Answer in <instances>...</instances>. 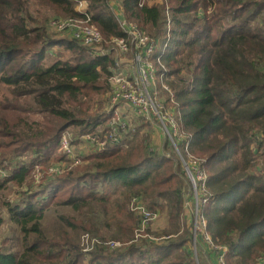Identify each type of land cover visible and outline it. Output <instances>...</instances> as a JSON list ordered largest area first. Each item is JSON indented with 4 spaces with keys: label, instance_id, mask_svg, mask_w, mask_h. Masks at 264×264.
I'll list each match as a JSON object with an SVG mask.
<instances>
[{
    "label": "trees",
    "instance_id": "obj_1",
    "mask_svg": "<svg viewBox=\"0 0 264 264\" xmlns=\"http://www.w3.org/2000/svg\"><path fill=\"white\" fill-rule=\"evenodd\" d=\"M118 1L125 18L154 39L151 59L164 66L174 102L161 89L159 95L170 108L178 106L187 150L205 158L206 190L195 202L181 159L166 152L168 140L151 147L152 126L141 118L111 146L82 148L71 166L59 150L61 133L68 129L77 146L85 133L106 131L116 58L49 31L52 17L80 16L73 0H0V87L8 92L0 98V147L7 148L0 177L19 187L5 204L24 240L20 251L0 248V264H192L193 237L195 244L203 238L193 226L195 205L214 245L226 248V264H264V254L256 257L264 252V0H168L170 24L161 0ZM85 2L105 38L125 37L110 0ZM55 45L70 56L47 62ZM94 95H102L101 106L92 108ZM62 160L67 169L50 175L47 167ZM35 164L43 178L33 183L30 176L22 188ZM133 195L146 199L148 210L166 212L167 230H145L155 239L135 237L141 214L127 209ZM52 201L74 215L55 208L56 225L44 227ZM115 226L123 234L110 237L118 246L94 241H110L104 238ZM82 231L93 240L91 250L80 246Z\"/></svg>",
    "mask_w": 264,
    "mask_h": 264
},
{
    "label": "built area",
    "instance_id": "obj_2",
    "mask_svg": "<svg viewBox=\"0 0 264 264\" xmlns=\"http://www.w3.org/2000/svg\"><path fill=\"white\" fill-rule=\"evenodd\" d=\"M75 9L80 13V16H66V17H52L48 20L47 25L52 28L57 34L64 36L67 33L70 38H73L84 45L91 54H114L116 58L115 66H113L112 73L109 76L111 89L107 96L105 105V112L109 116L107 121V128L103 134L85 133L80 137L81 143H85L88 147H94L97 150H102L111 143L117 142L121 139L122 133L127 127H131L132 119L141 118L150 122L155 118L156 125L163 131L167 139L175 147L181 163L187 173V176L193 187V194L195 202L197 201L198 191H204L206 173L202 166L204 158L192 159L190 152L187 150L189 138L182 137L181 129V115L174 114V112L161 103L159 95L160 89L166 90L169 101H173V93L163 82V75L165 73L164 66L158 62H153L151 54L154 47V39L149 37L144 31L140 30L135 22L118 18L117 22L120 28L125 32V37H110L105 38L99 29L90 21V15L87 11V4L85 0H73ZM146 0H138V5L141 6ZM164 4V12L167 21L169 17L168 0H161ZM132 48V50H131ZM130 51V56L127 52ZM133 51V54H132ZM124 56L128 57L124 60ZM133 59L135 62H131ZM157 63H159L161 71L157 73ZM179 143L186 150L187 157L184 158ZM82 146L74 145L72 143L71 132L65 129L60 136L59 150L66 157V160L71 161V166L79 163V157ZM78 152V153H77ZM62 160L60 163L52 164L47 167V172L50 175L61 173L67 169V161ZM70 166V165H69ZM44 171L35 164L31 171L33 183H38L43 178ZM128 208L141 214V221L135 237H148L155 239V237L148 232H144L152 221L157 216L155 211L148 210L140 196L133 195L128 202ZM194 230H200L207 239V242L214 249L219 250L216 253L217 264H225L224 253L226 248H220L213 245L209 235L205 232V220L199 219L197 214V206L194 208ZM84 241L87 237L83 235ZM97 243H102L110 248L119 245L118 241H104L94 238ZM88 242V241H87ZM93 240L89 243L92 244ZM264 261V258L261 260Z\"/></svg>",
    "mask_w": 264,
    "mask_h": 264
},
{
    "label": "rangeland",
    "instance_id": "obj_3",
    "mask_svg": "<svg viewBox=\"0 0 264 264\" xmlns=\"http://www.w3.org/2000/svg\"><path fill=\"white\" fill-rule=\"evenodd\" d=\"M213 7L214 6H209V9H208V12L207 13L211 12L212 9H213ZM257 20H259V19H257ZM132 22H134V21H132ZM167 23L170 24L171 23V20L169 22L167 21ZM255 23H256V20H253L251 22L252 25H254ZM48 29L52 33V35L55 34L58 37L59 34H57L52 28H50L48 26ZM62 37L63 38H67L65 36H62ZM48 50L49 51H52L53 55H51L52 57L50 55H47V62H50L51 61V58L54 60L56 58V56L57 57H60L61 56V57H65V58H67V57L70 56V52L69 51L63 50L62 47L61 46H58V45H55L54 47L48 48ZM130 58H132L131 55H130ZM131 62H135V61L133 59H131ZM109 89L106 91V96L109 93ZM161 90L164 91L162 93V95L164 97L168 95L167 92H166V90H164V89H161ZM7 93L8 92L6 91V89L4 87H0V98H1V96L3 94H7ZM106 96H105L104 99H106ZM101 98H102V95H100V96L94 95V98L89 100L92 108L93 107H97V106H101V100H100ZM172 98H173V95H172ZM161 103H163L164 106H167L168 108H170V106L162 98H161ZM176 106L177 105H175L173 108H170V109L174 112V114H180L179 113L180 110H179L178 106H177V109H178L179 112L175 111ZM30 116H31V118H34V119H37V120H41L42 119V116H41L40 113H31ZM133 120H134V118L132 119V125H131V127L132 126H135V128H136V124L133 125ZM40 122L42 123V121H40ZM152 123H154V125H152L154 130H152V133L150 135L149 140L150 141L152 140V136H153L152 134H153V132H155L154 133L155 136H159V135L161 136L162 135L163 136V138H162L163 143L166 142L168 139H167L166 135H164L163 131L156 125L155 118L152 119ZM148 126L151 127L150 122H148ZM144 128L145 127H143V129ZM132 130L134 131L135 129H133V127H132ZM142 132H143V130L141 129L140 130V133H142ZM156 132H158L159 135ZM182 133H183L182 134V137L184 139H186L187 138V134L184 132L183 129H182ZM168 143H169V147H168V150L166 152L170 153V155L174 159H179V156L177 154V151H176L175 147L171 144L170 141ZM80 145L82 146L83 149L88 148V146L85 143H81ZM150 145H151L152 148H156V147L153 146L152 143ZM179 145H180L179 143L176 144L177 147H179ZM77 147H78V145H77ZM124 148H126V147H124ZM6 149L7 148H5V147H0V156L1 157H3L1 155V151H5L6 152ZM178 149L181 150L183 156L186 158L187 155H186V150L184 149V147L182 145H180V147ZM86 153H88V151H83L82 152L83 155H85ZM190 158H192V159H198V157H196V156H194L192 154H190ZM181 166H182V168L184 170V174L186 176L187 173H186V171L184 169L183 164H181ZM1 171H2V169H0V173H1ZM7 173L8 172L5 171V174H7ZM30 176H31V174L28 175L27 180L25 181V183L22 186V188H25V186L28 185V180H29ZM186 177H188V176H186ZM190 187H191L190 188L191 189V192L193 194V187H192V184L191 183H190ZM18 189H19V187L16 186L15 183L11 182L10 180L9 181H4V179L0 177V248L11 249V250L14 248L15 250L17 249V250L20 251L22 249L21 248L22 247V242L24 243V240L21 238V233H19L18 228L16 227L17 225H14V222L13 221L12 222H9V220L7 218V214H6L7 205L5 204L6 201L13 202L15 200V198H16V190H18ZM142 200H143V202H144V204L146 206L147 205V203L145 201L146 199L144 200V198H142ZM55 208H56V210H58L61 213H65L66 212V213H69L70 215H74V211L71 210L69 207L64 206V205H55L54 202L52 201L44 209V214H43V217L41 219V223H42V225L44 227L47 226V225H49V224H52V223L54 225H56V221H55L54 215L50 213ZM110 209L112 210L113 209V206L110 205V207L108 208V210L110 211ZM127 209L130 210L128 208V205H127ZM163 213L164 214H159L156 211L157 216L155 217V219L152 221V223L147 228H149V229L152 228V230H154V231H162L164 229L167 230L168 229L167 228L168 227V220H167L168 219V216H166L167 215L166 212H163ZM185 213H187L189 219L191 220V210H190V208L188 206L186 208ZM114 220H115L114 218L111 219V225H114ZM147 228L144 229V232H146L145 230ZM190 229H191V226H190ZM85 232H87V231H82L80 233V235L78 237V241L80 242V246H88V249L86 250V251H88V250H91L93 247H92V245L89 244V242L84 241L83 234ZM136 232H137V229H135V232H134L135 235H136ZM88 233H90V232H88ZM106 235H107V237L104 238V239L113 240L110 237H113V236H116V237L117 236H122L123 234H122V231L119 230V228H117L115 226L114 229H112L111 231L106 232ZM91 236H93V235H91ZM7 237H9V238L6 240ZM58 237H60V235ZM94 238H96V237H94ZM96 239H98V238H96ZM195 242H197V241H196L195 237H193V243L191 245V250L193 252V255L192 256L190 255L191 256L190 259H191L192 264H217L216 252H213L212 251L214 248H213L212 244L210 245L207 242V239L205 238V236L203 235L202 241H200V239H198V243L195 244ZM213 245H214V243H213ZM203 250H206V253L207 254L202 253ZM203 254H204V257H203ZM261 254H264V252L258 253L256 257H258ZM213 257H215L216 259H214ZM224 262H225V260H224Z\"/></svg>",
    "mask_w": 264,
    "mask_h": 264
},
{
    "label": "crops",
    "instance_id": "obj_4",
    "mask_svg": "<svg viewBox=\"0 0 264 264\" xmlns=\"http://www.w3.org/2000/svg\"><path fill=\"white\" fill-rule=\"evenodd\" d=\"M157 1L158 0H146V2L148 4H152L153 2H157ZM110 5H111V7H112V9H113V11L115 13L116 19H118V18L126 19L125 16H124V14H123V10H122V8H121L120 3H119L118 0H110ZM65 34L68 35L67 33H65ZM66 35H64V36L67 37V38H70L69 36H66ZM131 50H132V48H131ZM132 54H133V51H132ZM127 56H130V55H127ZM123 58H124V60H127L128 57L124 56ZM152 130H154L153 129V126H152ZM154 133L155 132H153V134H152L154 137L152 136L151 143L153 144L154 147L161 148L162 143H163V141H162L163 136L162 135L160 136L158 132H156V133L159 136H155ZM202 253L207 254L206 253V250H203ZM204 254H203V257H204ZM213 258L216 259L215 257H213Z\"/></svg>",
    "mask_w": 264,
    "mask_h": 264
}]
</instances>
